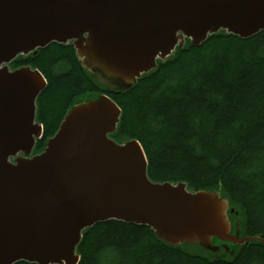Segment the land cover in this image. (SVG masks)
<instances>
[{
	"label": "water",
	"instance_id": "95a60500",
	"mask_svg": "<svg viewBox=\"0 0 264 264\" xmlns=\"http://www.w3.org/2000/svg\"><path fill=\"white\" fill-rule=\"evenodd\" d=\"M262 31L264 0H0V264H79L84 230L108 220L148 226L165 244L212 261L219 251L233 255L229 243L263 242L231 232L229 200L217 190L153 181L139 140L111 137L122 112L107 94L72 105L33 154L47 80L31 66L10 67L72 43L98 83L127 91L187 39L201 46Z\"/></svg>",
	"mask_w": 264,
	"mask_h": 264
},
{
	"label": "trees",
	"instance_id": "16d2710c",
	"mask_svg": "<svg viewBox=\"0 0 264 264\" xmlns=\"http://www.w3.org/2000/svg\"><path fill=\"white\" fill-rule=\"evenodd\" d=\"M25 65L48 79L37 99L44 132L36 152L74 103L106 93L122 112L111 137L141 142L153 181L221 192L239 212L232 232L263 240L229 243L233 255L219 251L210 261L165 244L148 226L108 220L85 230L79 264H264V31L247 39L218 34L201 46L187 39L127 91L98 83L72 45L52 43L11 64Z\"/></svg>",
	"mask_w": 264,
	"mask_h": 264
},
{
	"label": "bare ground",
	"instance_id": "6f19581e",
	"mask_svg": "<svg viewBox=\"0 0 264 264\" xmlns=\"http://www.w3.org/2000/svg\"><path fill=\"white\" fill-rule=\"evenodd\" d=\"M219 192V191H218ZM221 194V192H219ZM225 198V197H224Z\"/></svg>",
	"mask_w": 264,
	"mask_h": 264
}]
</instances>
